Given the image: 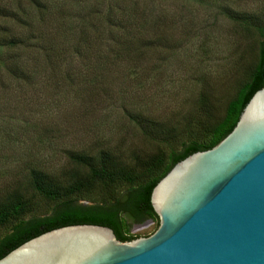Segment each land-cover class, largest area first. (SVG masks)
<instances>
[{
	"label": "rangeland",
	"instance_id": "1",
	"mask_svg": "<svg viewBox=\"0 0 264 264\" xmlns=\"http://www.w3.org/2000/svg\"><path fill=\"white\" fill-rule=\"evenodd\" d=\"M112 5L0 0V210L24 201L28 219L114 203L183 145L208 146L257 65L264 0H123L128 28L109 22ZM31 171L59 195L38 193ZM148 220L121 219L122 231ZM17 223L0 224V239Z\"/></svg>",
	"mask_w": 264,
	"mask_h": 264
},
{
	"label": "water",
	"instance_id": "2",
	"mask_svg": "<svg viewBox=\"0 0 264 264\" xmlns=\"http://www.w3.org/2000/svg\"><path fill=\"white\" fill-rule=\"evenodd\" d=\"M149 203L145 231L116 235L81 214L0 250V264H264V83Z\"/></svg>",
	"mask_w": 264,
	"mask_h": 264
},
{
	"label": "trees",
	"instance_id": "3",
	"mask_svg": "<svg viewBox=\"0 0 264 264\" xmlns=\"http://www.w3.org/2000/svg\"><path fill=\"white\" fill-rule=\"evenodd\" d=\"M98 2L100 3V1ZM110 2L113 3L112 7L115 9H110L107 13V19L109 20V22L118 24V21H116L117 16H121L122 20H120L121 24H119V27L124 26L125 28H128L130 26V22H133L136 19V13L134 12L133 8H121L120 6H122L121 3L123 2V0H110ZM119 7L121 9H119ZM99 22L103 24L106 22V19L104 18V21L100 20ZM101 27L105 28V24L101 25L98 28V31L101 30ZM113 33L114 32L112 30L111 34L113 35ZM119 35L122 36L121 34ZM119 35L114 34V36L117 38L119 37ZM261 38L262 39L260 42L257 65L254 68L248 83H246L240 89L235 99H233L227 105L222 120L215 126L214 129H212L211 143L224 134L231 120L235 116L242 100L264 83L263 34H261ZM89 48H91V46ZM89 50L90 49H88L87 51ZM85 55L86 54H84V56ZM26 74L27 73H25L23 76H25ZM29 75L32 79V75ZM29 75H26L25 79H30V77H27ZM205 147L207 146H201L195 143L183 145L182 150L179 153L170 156L169 166L164 170L162 175L148 183H145L142 186L128 190L127 192L122 194V196L114 203L95 206H83L77 205L74 202H64L56 206L48 216H32L28 219H20L29 212L27 204L24 201L20 200L12 202L10 205L0 210V224L6 223L7 221H18V223L15 224L9 234L0 239V250L18 243L28 237H31L34 233H36L43 227L64 221L81 214L98 217L109 229L113 231V233H115L116 235H123L124 233L122 231L121 219L139 221L149 218L151 214L149 198L154 186L169 172V170L176 163L193 153L200 152ZM93 176L102 181H111L113 179V175L104 170L94 171ZM29 178L30 184L38 193L46 195L47 197H57L59 195V192L51 190L52 187L45 183V176L42 173L31 171ZM76 190H78V187Z\"/></svg>",
	"mask_w": 264,
	"mask_h": 264
}]
</instances>
